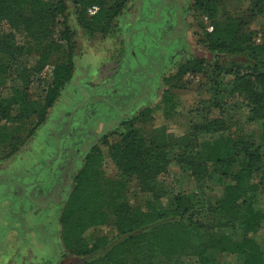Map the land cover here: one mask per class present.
I'll return each mask as SVG.
<instances>
[{"label":"trees","instance_id":"trees-1","mask_svg":"<svg viewBox=\"0 0 264 264\" xmlns=\"http://www.w3.org/2000/svg\"><path fill=\"white\" fill-rule=\"evenodd\" d=\"M71 1L88 33L110 36L131 0ZM133 1L138 3L140 20L125 35L126 71L117 83L88 91L74 107L68 131L60 132L59 126L60 133L54 134L58 152L44 169L21 171L9 177L11 184H0L13 204L7 219L16 222L18 235L25 237L30 229L29 204L46 207L60 202L63 190L70 186L59 218L61 237L67 252L85 258L82 264H221L215 254L225 253L239 256L241 264H264V250L256 240L264 210L255 204L264 185V128L258 136L249 133L244 124L229 122L224 108L229 96L238 95L248 109V120L264 121V26L247 34L239 25L212 20L213 30L198 39L215 55V61L208 63L204 58L186 57L182 32L187 3ZM230 1L194 0L193 7L211 17L215 5ZM247 1L246 17L264 16V0ZM92 6L99 10L89 16ZM67 9V0H0V23L6 20L23 27L33 40L26 51L40 54L36 70L53 62V78L44 96L32 98L24 72L17 76L22 84H5L24 51L15 48L8 36L0 37V145L11 147L4 157L24 143V131L29 138L47 120L73 77L74 61L56 57L60 46L54 38L56 19ZM60 35L73 46L70 30ZM257 36L260 43L253 39ZM178 56L185 60L164 78L169 86L165 118L176 107L172 90L185 89L198 76L208 84L197 109L203 120L180 136L166 126H154L149 105L135 111L141 103H150L156 74ZM99 122L101 133L96 130ZM214 134L218 137H207ZM105 148L117 177L104 173ZM173 158L194 179L210 177L218 191L204 198L179 194L164 210L158 203V179ZM78 162L81 167L70 181ZM132 178L138 180L139 191L151 198L136 208L126 199ZM102 226L114 229L112 239L93 234Z\"/></svg>","mask_w":264,"mask_h":264},{"label":"rangeland","instance_id":"rangeland-1","mask_svg":"<svg viewBox=\"0 0 264 264\" xmlns=\"http://www.w3.org/2000/svg\"><path fill=\"white\" fill-rule=\"evenodd\" d=\"M182 1L189 6V11H187L185 15V27L182 32V43L185 47L186 57L204 58L208 63L215 61V55L204 45L198 43V39L204 36L205 31H208V28L213 26L212 20L213 22L239 25L242 31L247 34H254L264 26V16L258 18L246 17L247 15L243 11L249 5L247 0H231L230 3L215 5L214 8H216V11L213 12V16L211 17L203 11L197 10L193 7L194 0ZM67 3L68 9L66 13L56 19V26L54 27L56 34L54 38H57V43L60 46V51H57L58 54L56 57H61L62 59L71 57L75 64L74 75L73 79L61 92L55 105L49 110L47 120L36 130L34 135L27 138V131H24L21 134L22 140L24 141L23 144H25L27 140L30 142L29 147L31 150H29L31 152L34 151L38 155L41 150V153L39 154L41 156L39 158L37 157L38 159H41V162L39 163L40 165L34 168V170L28 171L32 173L44 169L47 166L48 161L57 155L58 140L54 134H57L56 132H58L59 126H61L60 132L68 131V119L71 116L74 107L83 100L88 91H92L95 88L104 85V83L109 84L115 81V70L119 66L121 56L123 57V54L125 55V35L131 31L124 33L122 30L120 33L122 39L119 36H103L100 32L90 34L80 24L78 14L72 1L67 0ZM137 4L135 1L131 0L129 1V5L126 6H129V10L136 13V16H140ZM66 29L71 32V39L73 41L72 47H70L69 43H67V41L60 35L61 32ZM4 36H8V39L15 45V48L24 51L17 59L19 65L10 69L11 75L8 77V80L6 79L7 81H5V84H22L21 79L17 80V76H19L21 72H24L26 80H30L29 93L31 97L41 99L45 94V89L51 83L53 78V62H48L40 72L36 70L40 54L36 52L28 53L26 51L29 46L33 45V40L29 37L23 27L13 26L9 21L4 20L0 23V37ZM253 39L256 43H260V36L254 37ZM228 58L230 57L218 56V59L227 60ZM184 60L185 58L183 56H178L173 61L175 66H171V68L164 74L166 75L173 70H176L177 65ZM125 71L126 58L125 67H123L122 73ZM207 85L208 84L205 83L203 77L198 76L192 78V82H190L185 89L181 91L172 90V101L174 104H178V106L175 107V110H169L171 116L168 118L161 116L154 117V126H166L171 134L173 133L178 136L187 133L192 124L203 120V116L197 114L200 109H197L201 106L203 96H206L204 90ZM1 86L2 85H0V88ZM224 108L225 116L229 122L244 124L246 131L257 136L262 132L264 121H249L248 109L242 98L238 95L229 96ZM158 113L160 112H156V114ZM3 123L4 122L1 124ZM94 125H92L93 128H95ZM31 126L32 124L30 123L28 128L30 129ZM102 126V123L99 122L98 127L96 128L97 132L101 133ZM60 132H58V134ZM207 137L216 138L218 137V134L209 135ZM10 149L11 147L0 145V159H3L6 152ZM44 157H46L45 160ZM80 167L81 163L78 162L70 174V181H72L73 176ZM103 170L108 177H117L118 175L117 168L109 157L107 148H105ZM19 172L0 173V184H3V182L11 184L12 179L9 177L18 174ZM138 188V180L136 178L130 179L126 199L127 203L133 208L141 206L144 204L145 200L151 199L148 198L149 196L144 192L139 191ZM158 188L160 196L158 203L164 210H167L170 207L175 197L179 194L195 195L204 198L211 192L218 191V187L210 177H206L201 181L194 179L185 169L182 168L175 158L171 160L167 172L159 177ZM70 192L71 187L67 186L62 192L60 202H52L47 205L48 211H45L47 214L46 225L38 227L35 232L31 227L27 230L24 239L30 238L31 248L36 252V259L34 258V262L31 261V264L83 263L85 259L84 257L76 256L65 250L61 237L62 226L59 222V215L63 208V203L68 198ZM6 194L7 193L1 185L0 203L2 199H4L3 202L8 201V199H6ZM255 204L257 208L264 210V185L257 194ZM2 227L6 228L5 226ZM93 234L105 235L109 239H112L115 232L111 226H102ZM256 240L264 250V222L256 235ZM145 257L147 258L146 255ZM215 257L221 264H241L240 257L236 255L225 253L215 254ZM8 262L9 264H27V262L24 263L22 262V259L17 260V258H10L8 259Z\"/></svg>","mask_w":264,"mask_h":264},{"label":"crops","instance_id":"crops-1","mask_svg":"<svg viewBox=\"0 0 264 264\" xmlns=\"http://www.w3.org/2000/svg\"><path fill=\"white\" fill-rule=\"evenodd\" d=\"M127 5H129V2L127 3ZM129 9H130L129 6H126L124 8L121 16L117 18L116 30L110 36H119L122 39V36H120L122 30L124 33L129 32L131 28L134 26V24L140 20V16L139 15L136 16V13H133ZM171 66H175V65L174 64L168 65L156 74L153 82V86L155 87V93L151 97L150 103L149 104H147L146 102L141 103L140 106L137 107L135 111L138 112L142 108L149 105L154 117L161 116L165 118V108L168 104L167 94L169 93L168 92L169 86H167L164 83V78L168 76L170 73L166 75L164 73H166L171 68ZM123 67H125L124 54L123 57L121 56V59L119 60V66L115 70V74H114L115 81L109 84L104 83V85H113L117 83L121 75L123 74L122 73ZM173 72H175V70H173L171 73ZM176 106H178V104ZM156 112H160V113L156 114ZM169 116H171V114ZM29 143L30 142L27 140V142L23 144L15 153L10 155L9 157H4L3 159H0V173H17L19 171L28 172L34 170V168L40 165L39 163L41 162L40 161L41 159L38 158L41 156L39 155L41 153V150L39 151L38 155L34 151L31 152ZM27 145L29 148L27 147ZM45 158L46 157H44V160ZM12 209H13V204L11 201L8 200L6 202L1 203L0 264H9L10 261L8 262V259L10 258L11 259L17 258V260L22 259V262L24 263L27 262V264H31V261H33L34 258L36 259V255H35L36 252L33 251V249L31 248L30 238L24 239V237H20L18 235V231L16 229L18 227V224L16 222L11 224L7 219L9 211ZM45 211H48L47 206L36 207L32 204H29L26 214V220L28 226L33 228L34 232L37 230L38 227H42L46 225L47 214L45 213ZM2 226H5L7 228L6 231H4L5 228H3Z\"/></svg>","mask_w":264,"mask_h":264},{"label":"built area","instance_id":"built-area-1","mask_svg":"<svg viewBox=\"0 0 264 264\" xmlns=\"http://www.w3.org/2000/svg\"><path fill=\"white\" fill-rule=\"evenodd\" d=\"M99 10L98 6H92L89 10H88V14L89 16H93L96 14V12ZM213 30V26H210L208 28V31H212Z\"/></svg>","mask_w":264,"mask_h":264}]
</instances>
